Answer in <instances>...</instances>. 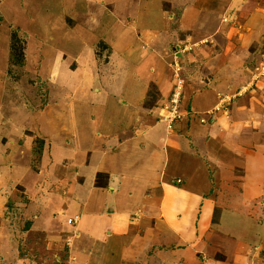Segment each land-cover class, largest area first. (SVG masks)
Wrapping results in <instances>:
<instances>
[{
    "label": "rangeland",
    "instance_id": "374dc122",
    "mask_svg": "<svg viewBox=\"0 0 264 264\" xmlns=\"http://www.w3.org/2000/svg\"><path fill=\"white\" fill-rule=\"evenodd\" d=\"M93 1H96L95 4ZM257 1L263 7L259 5L257 8L256 0L245 1L246 12L254 17L256 14L260 19L249 24L241 20L247 13L241 11L240 7V10L235 8L237 5L228 8L229 3L222 0H136L129 1L132 2L130 5L124 0H48L44 3L33 0L26 5L24 14V17L31 18V32L21 31L19 27L12 28L11 23H5V27L12 29L4 58L8 67L0 71V137L4 133L7 135L6 130L8 136L15 137L12 151L16 156L12 155V160H8L10 168L0 176V189L4 187L5 174H9L7 179L16 197H0V243L3 245L0 264H30L28 258L33 259L35 264L77 263L74 257L70 259L71 253L66 246L68 238L63 237V225L58 222V217L71 216L64 204L71 199L64 191L55 193L53 189L57 190V187L54 188L55 181H51L54 173L58 177L64 176L66 161L59 159V154L68 148L61 143L62 133L58 134L59 127L53 123V118L62 121L71 102L73 108H77L80 101L89 105L94 100L103 106L108 105L110 109L118 107L119 104L116 105L107 95L99 98L92 95L105 88V80L115 84L118 90L126 84L129 87L128 83H132L135 76L138 77L133 72L129 73L131 62H140L137 51L143 48L141 45L139 48L132 46L135 36H140L138 30L132 38L129 31L116 35L121 38L118 44L116 36L106 31L104 34L100 20L102 13L108 14V8H115L121 14L127 13L125 24L133 27L131 22L134 20L142 27L151 30L157 28L161 32L153 38V42L149 40L150 44H147L157 54L149 53V49L141 54L158 72V77L141 89L145 91V96L140 101V108L148 114L151 112L153 121L164 128L167 154L178 150L192 161L199 158L205 174L199 178L194 176V184L201 188L208 181L213 184L211 179L215 175L212 163L218 160L217 148L223 154L221 156L230 159L232 157L228 154L235 152L240 144L246 148L244 144L247 143V148L251 150V142L246 136L248 133L264 134V1ZM238 2L242 1H235ZM123 4L126 6L121 7ZM163 8L168 11L164 12V20L160 16ZM225 8L228 11H224ZM203 9H211L216 17L210 18L208 14L202 16ZM240 11L243 12L241 16ZM222 12L226 13L223 20L229 19L227 24L235 22L234 16L239 22L231 30L238 31L239 39L236 41L239 42L238 52L230 60V66L227 58L230 50L226 48L223 51V48L233 46V34H218L216 30L217 16H222ZM95 18H98L97 22ZM204 19L206 21L203 23ZM110 26L112 24L105 26V30L107 27L109 30ZM221 27L226 29L227 26ZM55 30L61 31L59 34H62V38L65 36L64 44L68 39L70 51L57 52L61 39L54 33ZM211 47L216 51H212ZM208 60L211 65H219L216 75L221 76L223 82L216 81L217 97H206L209 100L199 101L194 95L201 90L206 94L205 90L210 86L212 89L214 81V73L206 71V66L202 65L203 61ZM2 63L3 58H0V67ZM199 76V79L196 78ZM207 76L212 78L211 84L203 82V77ZM140 78L145 79H137ZM164 87L166 89L163 91ZM87 93H90L89 98L86 97ZM240 98L242 100L236 103ZM41 110L45 111V118L39 115ZM255 152L254 161L258 159ZM4 154V151L0 152V157L6 156ZM27 160L30 169L25 175L26 181L15 182L13 179L17 176L20 178L21 174L17 175V171ZM101 175L100 183L105 179V175ZM176 180V184L189 189L182 178ZM186 181L189 183L188 179ZM252 185L255 189L251 194L255 199L254 204L262 206L260 202L263 196H259L260 190L257 189L260 184L252 182ZM238 193V196L245 198L247 187L240 188ZM219 200L225 202L224 197ZM72 202L76 208L80 207L78 201ZM254 217L257 219L256 215ZM50 218L55 221V226ZM217 218V212L209 215L207 221L203 218L205 224H200L196 230L195 239L199 240L191 252V259L195 260L192 264H216L217 259L214 258L219 257L213 248L214 239H207L209 235L206 234V237L205 232L211 230L212 222ZM258 220H263L262 216ZM25 221L31 222L30 233L38 231L41 236L40 244H35L37 247L20 248L26 238V232L22 234L26 229L23 225ZM51 238V241H55L54 245L47 247L43 244V240ZM15 248L19 250L16 252ZM5 252H8L6 258ZM56 258L62 262L56 261ZM91 264H95V261Z\"/></svg>",
    "mask_w": 264,
    "mask_h": 264
},
{
    "label": "crops",
    "instance_id": "0c3cea01",
    "mask_svg": "<svg viewBox=\"0 0 264 264\" xmlns=\"http://www.w3.org/2000/svg\"><path fill=\"white\" fill-rule=\"evenodd\" d=\"M30 1L33 0H0V58H3L0 71L8 67L5 65L4 58L8 52L9 41L7 40L10 29L19 27L21 31L31 32L32 25L29 23L31 18L24 17L26 5H29ZM40 1L44 3L48 0ZM124 1L130 5L132 2L129 1L136 0ZM222 1L229 3L228 8L237 5L235 8L240 7L241 11L249 14L245 9V1L250 0ZM235 1L242 2L235 3ZM93 2L95 4L96 1ZM256 3L257 8L259 5L260 8L263 7L262 3H258L257 0ZM116 5L120 8L118 4ZM124 6L126 5L123 4L121 7ZM108 9L109 13H102L103 16L100 17L104 34L106 31L109 35L116 36L129 31L132 38L134 32L139 31L140 36L135 34L132 46L137 48L141 45L143 47L137 51L139 54L137 60L139 59L140 62L132 61L130 72L127 71L145 79L140 78L143 79L140 80L135 76L133 82L131 80L132 83H128L129 87L126 84L121 90H118L112 82L108 83L105 80L103 82L105 88H101L102 90L92 95L95 98L107 95L108 99L112 98L116 105L119 104L118 107L114 106L110 109L108 105L103 106L94 100L89 105L80 101L78 107L73 108L71 102L66 112L67 115L62 121L53 118V123L59 127L58 134L62 133L61 143L68 146L59 154V159L64 158L66 161L63 171L65 174L58 177L54 173L51 181H55L54 188L57 187V190L53 189L55 193L64 191L65 195L71 199L70 202L69 200L64 202L71 216H65L64 219L58 217V222L60 221L63 225V237L68 238L66 246L71 253L70 259L74 257L76 264H91L92 261H95V264H139L143 262L145 264H174V262L192 264L195 260L191 259V252L195 250V242L199 240L195 239L196 230L200 224H205L202 222L203 218L207 221L209 215L217 212L218 218L217 221L212 222L211 230L204 231L205 236L209 235L207 239L209 237L214 239L213 248L219 257L214 258L217 259L216 264H264V134L248 133L246 136L251 142V150L247 148V143L244 144L246 148L240 144L235 152L228 154L232 157L230 159L228 156H221L223 154H220V149L217 148L219 157L212 163L215 175V178L211 179L213 184L208 181L201 185V188L196 187L194 176L199 178L200 175L205 174L204 165L200 163L199 158L192 161L189 156H182L178 150L171 152V155L167 154L169 151L165 147L164 128L153 121L151 112L148 114L140 108V101L145 96V91L142 92L141 89L150 84V81L155 82L154 78L158 77V72L147 63L146 58L141 54H144L145 49H149V53L157 54L147 44H150V41L153 42V38L161 32L157 28L151 30L142 27L134 20L131 22L133 27L129 26L125 24L127 20L124 18L127 13L121 14L115 8ZM164 9L166 8L160 11L163 20L165 19L164 12H168ZM17 10L18 13H16ZM43 11L47 12V10ZM122 11L126 12V10ZM241 11L239 16L243 14ZM201 14L204 17H206L205 14H208V17L210 15V18L216 17L211 9H203ZM247 14L241 18L246 24L260 20L256 14L255 17L253 14ZM258 15L260 16V13ZM224 16L226 13L223 14V12L222 16H217L216 30L218 34H233V46L227 45L223 48V51L226 48L230 50L227 54L228 66H230V60L238 52L237 43L239 42L236 41L239 39L237 29L235 28L236 32H231V30L239 25V22L234 16L235 22L227 24L229 19L223 22ZM95 21L97 22L98 18H95ZM205 21L204 19L203 23ZM106 22L110 24L106 25ZM5 23H11L13 27H5ZM111 24L110 29L108 30L107 27L105 30L104 27ZM221 26L227 27L223 29ZM227 30L230 32L226 33ZM59 32L61 31H54L61 39L57 52L70 51V46L67 44L68 39L64 44L65 36L62 38ZM120 39L116 36L117 44ZM143 44L147 47L144 48ZM210 49L216 51L213 47ZM202 63L206 66V71L211 70L214 73V81L212 82L209 76L203 77L205 84L212 82V89L210 86L205 90L206 94H203L204 90H201L198 95H194L199 101L217 97L216 81L223 82L220 80L221 76L216 75L218 64L211 65L209 60ZM196 78L199 79L200 76ZM166 87L162 90L164 91ZM87 94L86 97L89 98L90 93ZM241 100L242 98L238 99L236 103ZM41 112L39 115L45 118V111L42 115ZM6 133L7 135L1 133L0 137V152L4 151L6 154L0 157V176L10 168L8 160H12V155L16 154L12 151V143L16 139L8 136L7 130ZM55 147L58 148V146ZM254 150L258 157L255 161L253 160L255 159ZM209 163L211 164V161ZM28 169H30L29 160L17 171V175L21 172L20 178L17 176L13 180L15 182L26 181L24 178ZM99 173L105 175L100 186L95 183L96 175ZM5 176L10 177L9 174ZM7 178H4L5 184L0 189V197L4 195L7 199L15 198L11 190L12 184ZM176 178H182L189 189L176 184ZM252 182L260 184L257 189L260 190L259 196H263L260 202L262 206L254 204L255 199L251 194L255 189ZM27 186L29 187L30 184ZM246 187L248 194H244L245 198L243 195L238 196V190ZM222 197L225 198L224 203L219 200ZM72 200L78 201L80 207L76 208ZM259 215L263 220H258L261 217ZM68 218L69 220L66 221ZM51 221L55 226V221L52 219ZM23 225L26 229L22 234L26 232V238L20 248L37 247L35 244H40V234L38 231L30 233L31 222L25 221ZM52 238L43 240V244L47 247L54 245L55 241H51ZM2 248L3 245L0 243V252ZM15 250L17 252L19 248ZM7 253L5 252V258ZM28 261L30 264H35L33 259L28 258ZM56 261L59 262L60 259L56 258Z\"/></svg>",
    "mask_w": 264,
    "mask_h": 264
},
{
    "label": "trees",
    "instance_id": "16d2710c",
    "mask_svg": "<svg viewBox=\"0 0 264 264\" xmlns=\"http://www.w3.org/2000/svg\"><path fill=\"white\" fill-rule=\"evenodd\" d=\"M102 175L99 173V174H97V176H96V180H95V183L97 184V185H101L102 184V182L100 183V180H99V178L101 177Z\"/></svg>",
    "mask_w": 264,
    "mask_h": 264
},
{
    "label": "built area",
    "instance_id": "2783aa9c",
    "mask_svg": "<svg viewBox=\"0 0 264 264\" xmlns=\"http://www.w3.org/2000/svg\"><path fill=\"white\" fill-rule=\"evenodd\" d=\"M223 21H224V22H226L227 20H226V19H224Z\"/></svg>",
    "mask_w": 264,
    "mask_h": 264
},
{
    "label": "clouds",
    "instance_id": "9594fccd",
    "mask_svg": "<svg viewBox=\"0 0 264 264\" xmlns=\"http://www.w3.org/2000/svg\"><path fill=\"white\" fill-rule=\"evenodd\" d=\"M223 20V19H222ZM224 22V21H223ZM227 22V21H226Z\"/></svg>",
    "mask_w": 264,
    "mask_h": 264
}]
</instances>
